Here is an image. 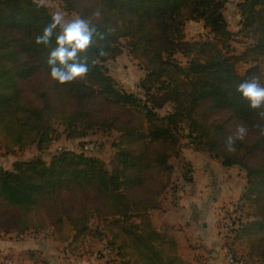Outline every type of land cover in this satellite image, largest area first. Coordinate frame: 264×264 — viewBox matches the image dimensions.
I'll use <instances>...</instances> for the list:
<instances>
[{"label":"trees","instance_id":"obj_1","mask_svg":"<svg viewBox=\"0 0 264 264\" xmlns=\"http://www.w3.org/2000/svg\"><path fill=\"white\" fill-rule=\"evenodd\" d=\"M56 1L58 11L89 20L103 36H94L80 54L88 57L87 75L67 84L51 79L46 63L60 29L49 46L35 43L51 20L49 2ZM222 4L44 0L38 8L34 0H0V151L14 157L30 148L50 153L60 128L75 146L49 160L17 159L9 169L0 166V235L46 233L76 259L96 256L100 244L101 264H188L179 254L177 229L156 227L150 215L172 186L171 160L179 157L185 138L194 141L187 146L224 167L245 172L224 246L242 264H264V136L255 127L264 125L258 115L264 105L252 109L236 90L252 76L264 85V0H238L235 33ZM188 21L203 22L207 37L187 41ZM234 39L248 43L246 49L236 53ZM122 46L145 74L138 83L144 101L107 72L106 63ZM239 66L245 67L242 74ZM166 105L172 111L159 114ZM240 124L247 134L228 151L226 138ZM107 131L118 136L111 168L77 151ZM185 169L187 184L191 171ZM35 253L2 257L26 261L37 259Z\"/></svg>","mask_w":264,"mask_h":264},{"label":"crops","instance_id":"obj_2","mask_svg":"<svg viewBox=\"0 0 264 264\" xmlns=\"http://www.w3.org/2000/svg\"><path fill=\"white\" fill-rule=\"evenodd\" d=\"M10 157L14 159L12 160ZM5 159H10L9 166L17 160L12 155L6 156L2 160ZM174 160L177 163L182 160L180 165L186 163L185 166L190 169L191 182L187 183L190 188L184 187L183 178L179 176L180 173L176 171L177 167L172 163L175 169L172 186L161 196L160 207L151 211L153 224L158 228L173 227L177 229L179 254L188 264H228L225 257L227 250L224 246L225 231L222 219L227 215L229 209H234L246 186L245 172L237 166L224 167L208 153L196 151L192 145L181 148L179 157ZM3 168L8 169L9 167L4 166ZM28 235L35 238H46V241L56 248L63 247L68 254L66 256L72 260L87 259V257L82 259L72 257L65 245L54 242L46 233L27 231L16 237L19 240L18 243L10 246H5L3 240L13 236H2L0 250L12 251L15 256L24 252L36 251L34 258L37 259L21 261V263L50 264L37 240L29 239L27 245H23L28 238L24 240L22 238ZM72 260L68 262L73 264ZM98 262L100 263L99 260Z\"/></svg>","mask_w":264,"mask_h":264},{"label":"rangeland","instance_id":"obj_3","mask_svg":"<svg viewBox=\"0 0 264 264\" xmlns=\"http://www.w3.org/2000/svg\"><path fill=\"white\" fill-rule=\"evenodd\" d=\"M222 2L223 4L221 7V10H222L221 12L223 13V16L228 22L229 29L235 33L238 28L237 25L239 21V15L237 13V8H236V3L238 2V0H222ZM51 5L53 8L52 12L58 11L59 8L61 9L57 1L55 4H52L49 2L50 7ZM64 15H65L66 20H71L76 17L75 14L74 15L68 14L66 12H64ZM184 30H185V37L187 41H193V40L197 41V40L207 37L208 35V30H206L203 27V22L201 21L186 22ZM124 43H125V40H122V44ZM247 45L248 43H246L245 41H240L239 39H234V41L231 42V46L236 53H239L245 50ZM175 58H177L183 65L185 64V59H183L180 55L177 54ZM106 67H107L108 74L116 81L118 86L122 88L124 91L130 92V93L134 91H136V93L139 91H142L141 88L139 89L138 83L141 80V78L144 77L145 74L142 68L140 67L138 60L134 59L133 57L129 55L125 46H122L120 55H118L117 57H115L114 59L106 63ZM238 71L239 73L242 74L245 71V67L239 66ZM171 111H172V106L166 105L161 108L159 114L165 116V114L167 115V113ZM93 138H95L99 142L98 151L96 154H94L93 157L99 158L105 166H107L108 168H111L113 155H114V148L112 147H114V144H116L117 138H118L116 132L114 131L98 132L97 134L94 135ZM64 139H65L64 134L62 133V129L60 128L58 129L56 141L54 142L50 153L44 152L42 154H39L36 152L34 148H31V149L26 150L24 153H20L16 155L15 158L30 160L32 158L39 157V158H42L43 160H49L53 155H55L56 153L60 151L75 150V146L66 144L67 141H65ZM191 141L193 140L191 139L187 140L185 138H182L181 147L182 148L186 147L187 146L186 143L191 144L190 143ZM192 144H194V141ZM5 157L6 155H3V152L0 151V166L1 167L6 166V168L8 167L11 168V166H9L10 159L2 160ZM10 158L12 160L14 159L13 157H10ZM171 163L175 164V166L177 167L176 171L180 173L179 176L182 178L183 173L187 171L185 169L186 163H184L181 166L180 164L182 163V160L178 161L177 163L175 162L174 159L171 160ZM175 178H176L175 180H177V177ZM134 221L136 222V220ZM1 238H2V235H0V240H3ZM27 238L28 240L25 241L23 245H27V242L29 241V239L32 241L37 240V243L41 244L40 247L42 249V252L45 254L50 264H70V262L68 261L72 260V258H70L69 256H66L68 254L65 252V249L63 247L56 248L52 246V244L50 245L48 241H46V238H43V237L35 238L32 235L23 237L22 240L27 239ZM3 242L5 246H10L12 244H16V242L18 243L19 240L16 237H9V239L3 240ZM101 246L102 245L100 244L96 246L98 249V253H96L95 254L96 256H94L96 258L91 257L89 259L87 258V259L80 260V261L72 260L73 264H101V262L103 263V259L100 260L99 258V257H103L100 251L102 249ZM6 254H11L12 256H15V253H13L12 251L4 252V250H0V258ZM98 260L100 261V263L98 262Z\"/></svg>","mask_w":264,"mask_h":264},{"label":"clouds","instance_id":"obj_4","mask_svg":"<svg viewBox=\"0 0 264 264\" xmlns=\"http://www.w3.org/2000/svg\"><path fill=\"white\" fill-rule=\"evenodd\" d=\"M37 7L44 5V0H34ZM99 15V13H96ZM57 28L60 29L56 35V47L52 48L47 58V65L50 68V77L59 84L71 83L76 79L84 78L88 71V57L81 56V53L93 44L94 36L103 39L96 27L87 19L77 15L71 20H66L62 11H55L51 14L50 22L43 28L42 34L35 37L37 45L49 46ZM103 54V53H101ZM241 97L249 102L252 109H259L264 105V85L261 84L258 76L242 81L236 89ZM264 119V111L258 114ZM255 127L260 135L264 136V125L257 124ZM248 129L240 124L236 127L235 133L226 138L227 150L235 151L236 140H243Z\"/></svg>","mask_w":264,"mask_h":264},{"label":"built area","instance_id":"obj_5","mask_svg":"<svg viewBox=\"0 0 264 264\" xmlns=\"http://www.w3.org/2000/svg\"><path fill=\"white\" fill-rule=\"evenodd\" d=\"M135 96L141 101L145 100V96L142 91L135 93ZM98 147H99V142L96 139L86 140L82 145L77 146V151L78 153H84L89 157L97 153ZM184 187L190 188L188 184L184 185ZM222 223H223V230L225 232L228 231L230 228H234L233 209L228 210L227 215L222 219ZM225 257L228 264H242L240 260L234 259L228 251H226ZM3 259H4L3 257L0 258V264H22L21 261L18 260H11V259L3 260Z\"/></svg>","mask_w":264,"mask_h":264},{"label":"water","instance_id":"obj_6","mask_svg":"<svg viewBox=\"0 0 264 264\" xmlns=\"http://www.w3.org/2000/svg\"><path fill=\"white\" fill-rule=\"evenodd\" d=\"M191 144L193 143V141L190 142Z\"/></svg>","mask_w":264,"mask_h":264}]
</instances>
